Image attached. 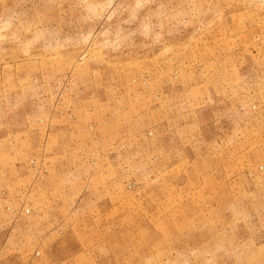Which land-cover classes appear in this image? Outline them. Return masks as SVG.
<instances>
[{
  "label": "rangeland",
  "instance_id": "374dc122",
  "mask_svg": "<svg viewBox=\"0 0 264 264\" xmlns=\"http://www.w3.org/2000/svg\"><path fill=\"white\" fill-rule=\"evenodd\" d=\"M52 216L83 264H264V0H0V264Z\"/></svg>",
  "mask_w": 264,
  "mask_h": 264
},
{
  "label": "crops",
  "instance_id": "0c3cea01",
  "mask_svg": "<svg viewBox=\"0 0 264 264\" xmlns=\"http://www.w3.org/2000/svg\"><path fill=\"white\" fill-rule=\"evenodd\" d=\"M51 212H57L56 207H51ZM50 227L47 229L46 237L49 241L47 251L52 257L47 261L53 264H83L82 253L89 242L83 234L84 226L77 222L73 223L69 229L64 228L62 217L52 216ZM50 229V230H49ZM47 263V262H46Z\"/></svg>",
  "mask_w": 264,
  "mask_h": 264
}]
</instances>
